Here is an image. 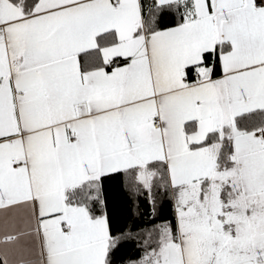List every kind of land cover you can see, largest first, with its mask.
I'll use <instances>...</instances> for the list:
<instances>
[{
	"label": "snow or ice",
	"instance_id": "1",
	"mask_svg": "<svg viewBox=\"0 0 264 264\" xmlns=\"http://www.w3.org/2000/svg\"><path fill=\"white\" fill-rule=\"evenodd\" d=\"M0 264H264V0H0Z\"/></svg>",
	"mask_w": 264,
	"mask_h": 264
}]
</instances>
